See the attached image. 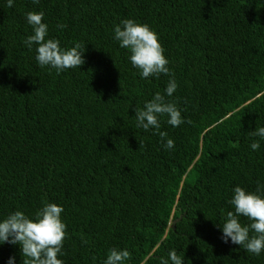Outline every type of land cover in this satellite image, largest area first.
Wrapping results in <instances>:
<instances>
[{
    "label": "trees",
    "instance_id": "obj_1",
    "mask_svg": "<svg viewBox=\"0 0 264 264\" xmlns=\"http://www.w3.org/2000/svg\"><path fill=\"white\" fill-rule=\"evenodd\" d=\"M29 11L44 13L61 47L85 46L80 68L38 65L23 43ZM123 19L150 25L174 73L166 99L184 123L160 117L172 149L136 127L135 109L170 77L141 78L114 39ZM258 127L264 0H0V221L62 206L63 264H103L112 248L131 253L125 264H159L173 249L183 264H264V251L225 243L219 227L235 187L264 185ZM10 257L22 264L19 245L0 244V264Z\"/></svg>",
    "mask_w": 264,
    "mask_h": 264
},
{
    "label": "clouds",
    "instance_id": "obj_2",
    "mask_svg": "<svg viewBox=\"0 0 264 264\" xmlns=\"http://www.w3.org/2000/svg\"><path fill=\"white\" fill-rule=\"evenodd\" d=\"M14 0H7L8 7ZM38 4L39 0H33ZM32 34L23 41L29 50L36 45V61L41 68L49 66L57 74L66 69L80 68L84 63L85 46L74 42V46L64 48L60 41L48 37V25L43 22L42 11L25 13ZM64 29L65 24H57ZM114 39L119 47L129 51V59L133 67L139 70L141 78L156 77L161 74L169 76L165 92H156L150 101L142 108L135 109L136 127L145 131L155 129L166 149L174 147V141L168 138L167 132L160 131V117L167 116V123L178 127L184 120L175 102L169 101L177 89L174 73L168 67L169 60L164 55V48L158 34L146 23L134 19H123L114 26ZM189 123L191 121H188ZM252 137L264 139V127H258L249 133ZM143 147L142 143H139ZM252 150H258L260 143L253 140ZM233 206L224 217L219 227L222 230V240L243 247L247 252L259 256L264 251V185L258 182L254 192L246 191L240 186L233 189V196L228 201ZM64 209L56 203L45 202L34 216L30 217L22 211L10 213L0 221V244L19 245L23 257L22 264H63L58 257L63 255L64 241L68 236L67 225L62 220ZM247 218L248 224H242L240 218ZM131 258L127 249L112 248L103 264H125ZM184 256L171 250L167 258H159V264H183ZM8 264H15V258L10 257Z\"/></svg>",
    "mask_w": 264,
    "mask_h": 264
}]
</instances>
